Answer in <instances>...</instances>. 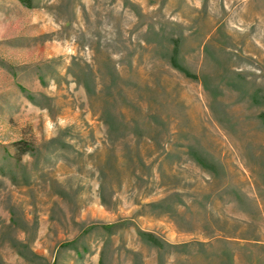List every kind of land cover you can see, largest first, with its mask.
<instances>
[{"label": "rangeland", "instance_id": "1", "mask_svg": "<svg viewBox=\"0 0 264 264\" xmlns=\"http://www.w3.org/2000/svg\"><path fill=\"white\" fill-rule=\"evenodd\" d=\"M0 264H264V0H0Z\"/></svg>", "mask_w": 264, "mask_h": 264}, {"label": "trees", "instance_id": "2", "mask_svg": "<svg viewBox=\"0 0 264 264\" xmlns=\"http://www.w3.org/2000/svg\"><path fill=\"white\" fill-rule=\"evenodd\" d=\"M23 5L29 7L31 5V0H19Z\"/></svg>", "mask_w": 264, "mask_h": 264}]
</instances>
